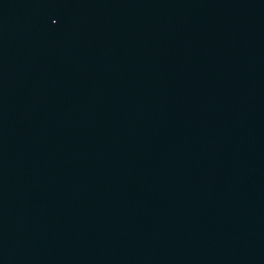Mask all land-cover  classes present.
Instances as JSON below:
<instances>
[{
  "label": "water",
  "instance_id": "1",
  "mask_svg": "<svg viewBox=\"0 0 264 264\" xmlns=\"http://www.w3.org/2000/svg\"><path fill=\"white\" fill-rule=\"evenodd\" d=\"M0 264H264V0H0Z\"/></svg>",
  "mask_w": 264,
  "mask_h": 264
}]
</instances>
